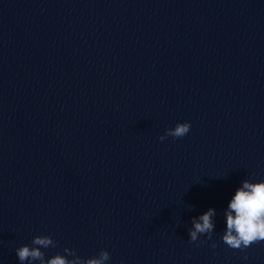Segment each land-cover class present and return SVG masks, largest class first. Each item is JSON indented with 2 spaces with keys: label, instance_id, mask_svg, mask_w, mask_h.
<instances>
[{
  "label": "water",
  "instance_id": "obj_1",
  "mask_svg": "<svg viewBox=\"0 0 264 264\" xmlns=\"http://www.w3.org/2000/svg\"><path fill=\"white\" fill-rule=\"evenodd\" d=\"M243 180H264V0H0V264L36 236L46 259L264 264L221 240Z\"/></svg>",
  "mask_w": 264,
  "mask_h": 264
},
{
  "label": "clouds",
  "instance_id": "obj_2",
  "mask_svg": "<svg viewBox=\"0 0 264 264\" xmlns=\"http://www.w3.org/2000/svg\"><path fill=\"white\" fill-rule=\"evenodd\" d=\"M190 131L188 122L177 123L174 128L165 131L159 137L160 141L167 137L179 139ZM191 210V209H190ZM214 209H208L198 218H193L191 228L188 229L189 243L197 242L199 236H206L211 240L214 231ZM226 228L221 235L222 242L229 248L243 252L255 243L264 241V180L249 182L243 180L235 190L224 212ZM205 241H199L203 244ZM57 243L50 236H36L31 246L24 245L15 249V255L20 264H107L110 260L109 252L101 250L97 256L84 259L74 250L63 248V255L57 253L51 258H45V252L40 249L55 248ZM217 247L216 244L211 245ZM71 257V259H69ZM247 259V257H244Z\"/></svg>",
  "mask_w": 264,
  "mask_h": 264
}]
</instances>
